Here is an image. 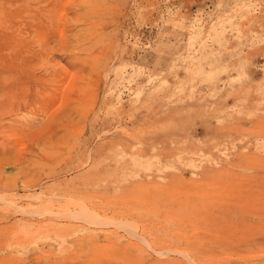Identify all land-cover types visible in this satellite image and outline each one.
I'll list each match as a JSON object with an SVG mask.
<instances>
[{
	"label": "rangeland",
	"instance_id": "374dc122",
	"mask_svg": "<svg viewBox=\"0 0 264 264\" xmlns=\"http://www.w3.org/2000/svg\"><path fill=\"white\" fill-rule=\"evenodd\" d=\"M0 264H264V0H0Z\"/></svg>",
	"mask_w": 264,
	"mask_h": 264
},
{
	"label": "crops",
	"instance_id": "0c3cea01",
	"mask_svg": "<svg viewBox=\"0 0 264 264\" xmlns=\"http://www.w3.org/2000/svg\"><path fill=\"white\" fill-rule=\"evenodd\" d=\"M253 74H255L256 72L258 73L259 71L258 70H252Z\"/></svg>",
	"mask_w": 264,
	"mask_h": 264
}]
</instances>
